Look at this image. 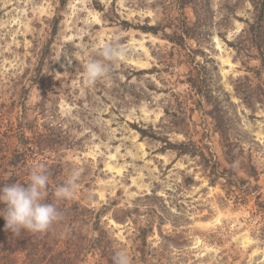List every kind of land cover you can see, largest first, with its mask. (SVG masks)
I'll return each mask as SVG.
<instances>
[{
	"label": "rangeland",
	"instance_id": "374dc122",
	"mask_svg": "<svg viewBox=\"0 0 264 264\" xmlns=\"http://www.w3.org/2000/svg\"><path fill=\"white\" fill-rule=\"evenodd\" d=\"M106 43L127 55L88 86ZM2 143L0 187L24 163L79 171L72 201L132 264H264V0H0Z\"/></svg>",
	"mask_w": 264,
	"mask_h": 264
},
{
	"label": "clouds",
	"instance_id": "9594fccd",
	"mask_svg": "<svg viewBox=\"0 0 264 264\" xmlns=\"http://www.w3.org/2000/svg\"><path fill=\"white\" fill-rule=\"evenodd\" d=\"M61 55L71 65L72 56L67 53ZM126 55V46L120 43L104 44L97 52L98 58L89 60L83 66L86 84L94 86L98 81L106 79ZM79 176V171H72L66 182L55 189L54 202H47L50 175L41 164L32 167L23 184L11 183L0 187V205H3L0 207V217L5 220V230L15 236H20L21 232L47 233L61 221L62 212L58 204L74 196ZM113 264H132L129 252L123 248L116 250Z\"/></svg>",
	"mask_w": 264,
	"mask_h": 264
},
{
	"label": "trees",
	"instance_id": "16d2710c",
	"mask_svg": "<svg viewBox=\"0 0 264 264\" xmlns=\"http://www.w3.org/2000/svg\"><path fill=\"white\" fill-rule=\"evenodd\" d=\"M18 136L23 144V133L19 132ZM0 145L3 146V143ZM2 146H0V150H2ZM225 154L229 159L235 158V153L229 145ZM23 156L22 151H16L10 159L11 164L15 166L22 160ZM28 168L25 163L19 166L6 179V184H23V182H26L29 174ZM251 171L256 175L257 171L254 168ZM247 174H250L249 171ZM230 175L233 176L234 173L230 172ZM50 178L55 183L49 182L47 202H54L55 186L64 183L53 179V175H50ZM0 207H3V205H0ZM58 207L62 212L61 221L44 234L21 232L20 236H15L5 230V220L0 217V264H12L11 260L14 255L11 251L10 241L14 237L19 238L20 246L23 243L26 247H31L30 252L34 255H36V252H42L41 257L47 258L50 264H76L85 253L93 252L95 249L106 260L113 259L118 248L112 245L107 231L100 228L102 210L97 211L94 208H87L77 201H72V199L61 201Z\"/></svg>",
	"mask_w": 264,
	"mask_h": 264
}]
</instances>
